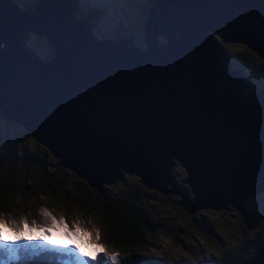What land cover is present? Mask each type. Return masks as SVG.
<instances>
[{
  "label": "water",
  "instance_id": "obj_1",
  "mask_svg": "<svg viewBox=\"0 0 264 264\" xmlns=\"http://www.w3.org/2000/svg\"><path fill=\"white\" fill-rule=\"evenodd\" d=\"M34 6L0 0V113L60 164L96 188L118 167L134 172L147 187L179 194L190 212L242 208L264 192V91L244 81L217 42L264 57V0H153L145 47L130 36L94 38L65 0ZM27 28L52 55L20 44ZM174 159L195 198L170 175ZM236 264H264V240Z\"/></svg>",
  "mask_w": 264,
  "mask_h": 264
},
{
  "label": "trees",
  "instance_id": "obj_2",
  "mask_svg": "<svg viewBox=\"0 0 264 264\" xmlns=\"http://www.w3.org/2000/svg\"><path fill=\"white\" fill-rule=\"evenodd\" d=\"M152 2L153 0H147L146 4L138 6V8H141L142 13L146 14ZM70 4L92 26L91 18L98 14L97 10L88 8L90 12H80L76 3ZM143 24L144 19L142 17L141 25ZM114 30H116L117 35L126 32V29L121 26L115 27ZM143 33H145L144 30ZM42 39L46 41L44 38ZM217 42L222 46L225 57H230V66H234L236 63L237 67L243 70L244 81L256 83L258 89L264 90V57L258 56L242 43L234 42L237 43L234 50L230 47V41L224 42L218 39ZM136 45L145 46L146 40ZM33 47L36 45L34 44ZM233 53L239 58L238 61L233 58ZM247 73L249 74L247 75ZM0 118L3 119L0 141L3 140L2 134L5 133L7 125H11L15 138L13 139L14 142L8 140L13 143L14 148H17L15 149L16 152L9 150L10 153L5 157L0 155V215L11 217L17 221L26 219L30 225L32 221H35L39 225L44 222L40 215L41 210L44 209L57 220L63 218L70 222L69 217L60 216V212L64 208L59 205L60 199L64 198L63 194L68 193L77 201L78 208L85 211L89 210L96 216V221L92 224L94 228L87 222H81L75 218L71 219V223L79 224L82 229L88 231L98 230L100 243L109 251L118 252L121 257V264H156L155 260L153 261L152 257L148 255L149 251L147 250L155 245L158 236L159 238L166 237L176 245L182 244L186 248L192 247L183 236H180V230V235H176L173 230L167 227L169 223L180 226L184 235L194 233L198 239L211 246L213 245V238L209 236V233L200 230L203 221L207 222L208 217L210 224L207 222L205 225L219 233L216 235L219 242V239L222 240L221 250L217 251L214 257L217 264H236L246 258L252 252V248L264 240V192L260 190L250 194L248 199H242L243 208H235L231 203H227L228 208L222 212V216H224L222 222L218 220L221 218L219 217L220 214L217 219L212 214L205 215V213L204 216H200L196 213L191 216V228L189 224L185 225L186 208L180 203L182 198L179 194L174 192L163 193L155 187H147L139 177L135 185L120 186L119 188L121 182L124 181L122 179L128 177L127 173L122 174L121 177H113L112 181L109 182L101 181L96 188L89 185L82 175H76L71 168L60 164L58 157L52 156L45 145H40V141L25 132L20 125L5 120L1 113ZM8 140L5 141L8 142ZM4 149L8 151V149ZM33 154L38 157L37 167L34 168L32 162L27 160L30 164L28 171L26 169L18 172L19 162L17 160L25 158L24 155L32 157ZM16 155H18L17 158H15ZM118 169L121 168L118 167ZM180 171L182 172L181 181L183 183L177 180L179 179L177 176L173 178L174 182L177 186L186 189L189 197L195 198L190 186L185 181L187 178L185 166L181 165ZM28 173H30L31 178L28 177ZM116 187L119 188L118 193L115 192ZM55 191H60V193L56 194ZM142 193L149 196L147 199L150 196L151 199L154 197L151 208L146 205L147 203L139 200ZM37 201L41 203L36 204ZM204 208L211 213L215 212L213 208ZM165 220L166 223H164ZM231 227H234L233 232ZM198 230H200L201 235L197 233ZM244 230L248 234L244 233ZM5 234L14 236L11 232ZM58 235V238L54 239L56 242L65 245H68L67 242L72 244L78 242L75 238L64 236L62 232H59ZM63 237H66V241L62 240ZM237 238L241 244L236 245L235 240ZM27 246L23 241L18 245H10V247L17 249L16 258H10L5 251L6 248L0 246V264H36L37 259L33 258L32 255L28 257L27 253H24ZM82 250L88 254H93L94 251L87 246ZM45 253L51 254L59 263H65L66 257L63 254L56 256V253L50 250H46ZM190 257H193V254L189 250L187 259L191 260Z\"/></svg>",
  "mask_w": 264,
  "mask_h": 264
},
{
  "label": "rangeland",
  "instance_id": "obj_3",
  "mask_svg": "<svg viewBox=\"0 0 264 264\" xmlns=\"http://www.w3.org/2000/svg\"><path fill=\"white\" fill-rule=\"evenodd\" d=\"M67 3H76V5L78 6V10L81 12L83 11H88L87 7H91L93 8L94 4H93V0H89L91 3L88 2V0H65ZM109 2H105L102 1L104 4L100 7L102 10H104L100 15L99 14H95L94 17L91 18V22H92V26H90L93 30V32L95 33V36L98 39H106V38H117L119 37V35H117L115 32L116 30H114V32H110L112 29L114 28H110L109 32L105 30V28H108L109 25L111 27H119L121 26L122 28L126 29V32H122L121 35H125V36H130V40L132 42H134L135 44H140L142 42L145 41V33H143V25H141V18L143 17V13L141 11V8H138V6H142L144 4L147 3V0H108ZM150 1V0H149ZM9 2L11 4L14 5H19L21 9H26V6H30V10L31 11H35V6L37 4V0H9ZM93 5V6H88L87 5ZM100 6V4H99ZM97 6V7H99ZM111 7V8H110ZM100 10H97L96 12L98 13ZM146 14H144L143 19L145 20ZM140 18V20H139ZM123 25V26H122ZM105 31V34L107 37L102 38L104 35L101 33ZM40 36V37H39ZM37 35L35 33H33L32 31H30L28 33V36L24 39V44L23 46H27L29 47L30 51L32 53H36L37 51L43 55V56H50L53 53V49L51 44L48 42L47 39H45V37H42L41 35ZM155 37L157 38V40L160 42L162 41V35H160L159 33L155 35ZM42 38H44L46 41H44ZM36 45V47H33V45ZM235 44L237 43H232L230 45V47H232L235 50ZM233 51V50H232ZM233 58L235 60L238 61L239 58L236 57L235 53H233ZM249 73H247L248 75ZM13 122H16V120L10 119ZM1 135V134H0ZM3 135V140L0 141V155H2L3 157H5L6 155H8L10 152L9 150H15L17 148L13 147V143H11L10 140L13 141V139L15 138V135H13L11 132L7 133L5 132ZM10 139V140H8ZM5 140H8L5 141ZM14 142V141H13ZM16 144V143H14ZM40 145H44V143L40 142ZM4 148L8 149L5 150ZM16 152V150L14 151ZM11 157V156H10ZM18 155L15 156V158H17ZM26 158H22L17 160L18 163V167L19 169L17 170L18 172H21L23 170L28 171V169L30 168V164L28 163V161H31L33 164V167L36 168L37 167V161H38V157L35 158V155L33 154L32 157L29 156H25ZM56 157V156H55ZM173 159V158H172ZM28 160V161H27ZM175 160V159H174ZM180 167H181V162L179 161H175L172 164V168H170V175H172L173 178H176V176L179 178L177 180H179L180 183H183L181 181L182 179V172L180 171ZM130 172V171H128ZM126 172H123V174ZM128 177L127 178H123L121 182L120 186L123 187H130L133 186L137 183L138 181V177L140 178V176L134 172H130L127 173ZM28 177L31 178L30 173H28ZM65 179V178H63ZM65 182V181H64ZM142 182V181H141ZM126 183V184H125ZM166 187H171V185H169L168 183L166 184ZM119 188L116 187L115 188V192H119ZM181 189H184L181 187ZM121 190V189H120ZM56 194H59V192L55 191ZM64 198L60 199L59 205L61 207L64 208V210L60 212V216H67L69 217V221L67 224L69 226V228H71V226H73V224L75 223H71L72 222V218L78 219L81 222H87L88 224H90L93 228L94 225H92L93 223H95L96 221V216L94 215V213H92L89 210H82L80 208L77 207V201L74 200L73 196H71L68 193H64L63 194ZM115 196V194H113ZM155 195V194H154ZM147 197H149L148 195H146V193H142L140 195L139 200L140 201H144L145 203H147L146 205L151 208L152 205V201L154 199V197L151 196L149 199H147ZM181 197V196H180ZM179 198V196H178ZM190 199H192L190 197ZM177 200V199H176ZM40 201H37L36 204H40ZM228 208L227 204L223 207H220L218 209H215L214 213H211L210 211H207L204 207H200V208H196L194 210H192L191 212L186 209V216L184 217V221L186 222L185 225H188L192 228L191 225V216H194L196 213L199 214L200 216H204L205 215H210L212 214V216H216V218L218 219V215L219 221H223L224 220V216H222V212H224V210ZM243 208V207H242ZM220 209V210H219ZM219 210V211H216ZM181 211V210H180ZM183 214L185 215V213L183 212ZM173 215V213H172ZM197 217V215H196ZM74 219V220H75ZM207 222L210 224V220L207 217ZM206 221H203V226L200 227L201 231H204L205 233H209V236H211L213 238L212 243L215 244L216 247V252L221 250V239L220 242L217 240L218 239V235L219 233L210 229L207 225ZM164 223H166V220L164 221ZM176 223V222H175ZM221 225H225V224H221ZM169 229L173 230L175 232L176 235H181L183 236V238L191 244L192 247H184V245L182 244H175L174 242H170L166 237H160L158 236V240L156 241L155 245L152 248H148L147 251L148 255H150L153 259V261L155 260L156 264H217L215 262V255L213 253H211V247L208 245V243H204L203 240L198 239L194 233H188L187 235H184V231L183 229L180 228V226H178L177 224H173V223H169L167 226ZM231 231L233 232L234 227L230 228ZM180 230V233H179ZM200 230L197 231V233L199 235H201ZM228 232V230H227ZM229 233V232H228ZM244 233L248 234L246 230H244ZM211 234V235H210ZM7 237H12L7 236ZM236 245L241 244L239 242V239L237 238L235 240ZM189 244V245H190ZM194 246V248H193ZM180 247V248H179ZM255 247L252 248V250ZM190 252H192L193 257H190L191 260L187 259V255ZM223 254V253H221ZM143 260V258H142Z\"/></svg>",
  "mask_w": 264,
  "mask_h": 264
},
{
  "label": "snow or ice",
  "instance_id": "obj_4",
  "mask_svg": "<svg viewBox=\"0 0 264 264\" xmlns=\"http://www.w3.org/2000/svg\"><path fill=\"white\" fill-rule=\"evenodd\" d=\"M40 215L44 222L39 225L35 221H32L30 225L26 219L17 221L11 217L0 215V244L9 246L18 245L21 241L43 240L46 245H51L54 248L75 251L78 257L83 259L84 264H121L120 254L115 251H109L100 243L98 230L88 231L87 229H82L79 224H73L69 228L63 218L57 220L56 217L44 209L41 210ZM37 231L43 234L34 235ZM52 231L62 232L64 236L75 238L78 242L68 245L61 242L53 243L47 239V236ZM6 232L13 233L15 239H6ZM85 246L94 250L93 254L85 253L82 250ZM5 251L10 258H16V248L7 247Z\"/></svg>",
  "mask_w": 264,
  "mask_h": 264
},
{
  "label": "clouds",
  "instance_id": "obj_5",
  "mask_svg": "<svg viewBox=\"0 0 264 264\" xmlns=\"http://www.w3.org/2000/svg\"><path fill=\"white\" fill-rule=\"evenodd\" d=\"M102 1H105L106 3L109 2L108 0H93V4H94V7H95L96 10H102V9L100 8V7L104 4ZM99 4H100V6H99ZM15 6H17V7L20 8L19 5H15ZM97 6H99V7H97ZM102 11H104V10H102ZM91 29H92V28H91ZM105 30H106V28H105ZM92 31H93V30H92ZM103 33L105 34V31H103ZM104 36H105V35H104ZM229 59H230V57H229ZM232 67H236V68H238L236 63H235L234 66H232ZM239 69H240V68H239ZM240 70H241V69H240ZM241 71H242V74H243V70H241ZM243 76H244V75H243ZM245 82H246V81H245ZM248 82H250V81H248ZM248 82H246V83H248ZM255 84H256V83H255ZM256 86H257V85H256ZM261 90H262V89H261ZM263 91H264V90H263ZM11 123H17L18 125L21 126V124L18 123L17 121H16V122L11 121ZM2 126H3V119L0 118V127H2ZM11 127H12L11 125H7V127H6V131H4V132H9L8 130L12 131V130H11ZM21 127H22V126H21ZM23 129H24L25 132H27L26 129H25V127H23ZM35 158H36V156H35ZM175 161H178V162H179V160H174L173 162H175ZM173 162H172V164H173ZM172 164L170 165V168H172ZM168 171H169V173H170L169 167H168ZM123 172L130 173V172L124 170V169H119V173H120V175H119L118 177H121L122 174H123ZM172 178H173V177H172ZM184 191H185L186 193H188V191H187L186 189H184ZM71 251H72V250H71ZM72 252L75 253V255H74L73 258H72V261H74V262L76 261V263L73 262V264H84L83 259L80 258V257H78V255H77V253H76L75 251H72ZM24 253H27V256H28V257H30V256L32 255L33 258L37 259L38 262H37L36 264H61V263H59V262H58V261H57V260L51 255V254H49V253H47V255H45L44 257H42V255L39 253V251L34 250L31 246L26 247ZM65 261H66V260H65ZM63 264H64V263H63ZM70 264H71V263H70Z\"/></svg>",
  "mask_w": 264,
  "mask_h": 264
},
{
  "label": "bare ground",
  "instance_id": "obj_6",
  "mask_svg": "<svg viewBox=\"0 0 264 264\" xmlns=\"http://www.w3.org/2000/svg\"><path fill=\"white\" fill-rule=\"evenodd\" d=\"M88 2L89 3H91L89 0H88ZM69 5H70V7H71V12H72V14H73V16L74 17H76V18H82L85 22H86V20L87 19H85V18H83V16L80 14V13H78V12H76L75 11V9H74V7L70 4V3H68ZM37 5V4H36ZM87 5H88V3H87ZM88 6H93V5H88ZM88 8H91V7H87V9ZM91 9H95V7L93 6V8H91ZM19 10H21V11H25L26 9H19ZM96 11V10H95ZM22 16H25V15H23V14H21ZM79 15V16H78ZM30 31H32L30 28H27L26 30H25V35L26 36H24L23 38H22V40H19V42H20V44L21 45H23L24 44V39L28 36V33L30 32ZM33 33H35V34H37V32H35V31H32ZM38 35V34H37ZM40 35V34H39ZM38 35V36H39ZM42 36V35H41ZM40 37V36H39ZM42 37H44V36H42ZM94 38H96V39H98L95 35H94ZM109 39H111V40H113V38H109ZM98 40H100V39H98ZM115 41H118V40H115ZM161 42H163V41H161Z\"/></svg>",
  "mask_w": 264,
  "mask_h": 264
},
{
  "label": "flooded vegetation",
  "instance_id": "obj_7",
  "mask_svg": "<svg viewBox=\"0 0 264 264\" xmlns=\"http://www.w3.org/2000/svg\"><path fill=\"white\" fill-rule=\"evenodd\" d=\"M143 13H144V12H143ZM143 17H144V14H143ZM231 44H232V42H231ZM231 44H230V45H231ZM2 117H3L5 120H7V121H12V120H9V119H8V116H3V115H2ZM20 124H21V123H20ZM21 126H22V128L24 127L23 124H21Z\"/></svg>",
  "mask_w": 264,
  "mask_h": 264
},
{
  "label": "built area",
  "instance_id": "obj_8",
  "mask_svg": "<svg viewBox=\"0 0 264 264\" xmlns=\"http://www.w3.org/2000/svg\"><path fill=\"white\" fill-rule=\"evenodd\" d=\"M0 130L2 131V127H0ZM8 131L14 135L13 131H10V130H8ZM9 132H7V133H9Z\"/></svg>",
  "mask_w": 264,
  "mask_h": 264
}]
</instances>
